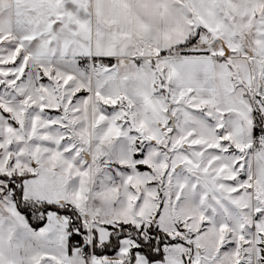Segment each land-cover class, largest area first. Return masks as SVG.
I'll list each match as a JSON object with an SVG mask.
<instances>
[{"label": "snow or ice", "instance_id": "snow-or-ice-1", "mask_svg": "<svg viewBox=\"0 0 264 264\" xmlns=\"http://www.w3.org/2000/svg\"><path fill=\"white\" fill-rule=\"evenodd\" d=\"M0 264H264V0H0Z\"/></svg>", "mask_w": 264, "mask_h": 264}]
</instances>
